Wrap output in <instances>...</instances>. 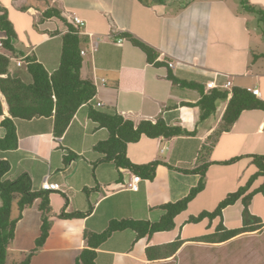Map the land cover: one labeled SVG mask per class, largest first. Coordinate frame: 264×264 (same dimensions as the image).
Listing matches in <instances>:
<instances>
[{
    "label": "crops",
    "instance_id": "crops-1",
    "mask_svg": "<svg viewBox=\"0 0 264 264\" xmlns=\"http://www.w3.org/2000/svg\"><path fill=\"white\" fill-rule=\"evenodd\" d=\"M247 1L264 11V0ZM0 7L7 9L17 33L14 51L0 45V53L15 59L11 60L9 74L27 84L33 81L26 64L29 57L36 58L49 73L60 65L63 36L68 29L58 18H43L48 8L59 9L68 23L72 17L84 21L81 31L93 36L81 35L83 48L97 43V49L84 57L82 68V77L96 84V95L80 107L64 135L55 136L53 118L15 119L18 147L0 148V160L11 163L5 179L13 181L28 173L34 191L41 190L44 180L62 187L50 195L52 228L30 264H75L86 246L85 231L103 232L112 220L158 222L164 214L160 206L186 197L201 178L196 173L170 169L165 163L193 169L204 162L236 157L243 158L229 165L208 166L204 190L176 217L174 230L140 240H136L132 230L116 232L97 249L96 264H186L184 253L189 250L190 264H231L235 243L244 241H257V252L253 255L257 253L259 261L264 258L259 253L264 251V234L256 233L264 230V192L255 195L250 205L251 213L261 220L260 230L221 243H205L194 239L214 231L220 219L188 222L201 212L213 211L229 193L246 185L258 171L253 159L247 156L264 155V110L242 112L206 156L203 146L210 143L209 137L223 123L229 99L220 101L217 111L207 118H201L202 111L197 106L203 95L221 90L227 82L231 83V93L235 87L258 89L257 98L264 101V58H254L264 54V23L259 22L256 14L247 13L241 0H163L162 4L150 6L139 0H0ZM229 17L237 25L224 26V19ZM123 33L153 47L159 52L157 61L164 64L149 63L146 54ZM16 60L25 64L18 66ZM170 71L180 81L198 87L173 83L167 77ZM209 82H214L216 88L206 90ZM2 100L4 115L10 117L3 96ZM98 103L102 106L98 107ZM91 109L117 111L135 124L162 118L168 125L191 134L173 138L142 136L138 142L130 143L127 156L133 163L164 162L156 168L153 180L141 179L138 190L133 191L128 186L136 174L118 168L113 161H101L105 155L94 149L109 138V131L90 118ZM5 116L0 117V139L7 133L1 125ZM263 182L264 178L259 177L251 190ZM65 198L68 213L88 215L60 219ZM39 204L38 199L26 208L16 225L15 239L8 252V258L14 259L11 264L22 261L35 248L42 224ZM242 212L241 200L224 209L223 225L227 229L240 227ZM18 214L14 206L13 217ZM190 225L199 226V231L204 228L205 232L194 234L193 229H188ZM178 239L183 244L172 257L152 261L147 258L148 246ZM240 247L242 251H250L248 245Z\"/></svg>",
    "mask_w": 264,
    "mask_h": 264
},
{
    "label": "trees",
    "instance_id": "trees-1",
    "mask_svg": "<svg viewBox=\"0 0 264 264\" xmlns=\"http://www.w3.org/2000/svg\"><path fill=\"white\" fill-rule=\"evenodd\" d=\"M142 4L150 6L153 3H161L163 0H139ZM243 9L250 14H256L259 22L264 23V11L250 5L247 0H241ZM43 18H58L66 26L67 32L63 36V49L60 65L56 71L49 73L44 65L34 57L28 58L27 69L32 76V83L27 84L20 78L9 74L11 59L6 54L0 53V117L4 115L2 96L8 106L10 117L4 118L1 125L6 128L7 133L0 139L2 150H13L18 147V136L15 119L33 120L37 118H53L54 134L60 138L70 126L75 114L84 104L90 102L96 95L97 88L94 81L82 77L84 57L81 55L83 49L79 28L68 23L57 8H48L43 13ZM264 36V28H263ZM134 46L141 49L151 64L160 65L157 61L159 52L153 47L137 39L130 33L122 34ZM0 40L1 46L9 51H14L13 42L17 33L13 23L9 19L6 8L0 7ZM264 58V54L254 58ZM168 79L173 83H181L185 87H198L197 84L180 81L170 71ZM229 91L214 89L209 94L203 95L197 106L201 108V118H207L217 111L220 101L228 100L224 111L221 126L209 137L210 143L203 146L205 155L209 156L219 137L229 132L237 122L242 112L246 110H264V101L258 99L247 89L235 87L232 89L231 97ZM192 106L191 104H187ZM90 118L97 122L100 127L109 131V138L99 142L94 149L105 155L101 161H113L120 169L130 170L141 179L153 180L156 175V168L164 164L155 161L149 164L138 165L133 163L127 156V148L130 143L138 142L142 136L150 138H173L179 135H188V132L181 127L170 126L162 118L156 122L142 121L135 124L133 121L124 118L117 111L102 112L91 109ZM253 159L258 171L249 179L246 185L235 192L229 193L213 211H204L197 216H192L189 223L197 224L205 219L213 221L220 219L216 229L204 236L194 239L198 242L221 243L246 232H254L262 228L259 217L250 211V205L255 195L264 192L263 184L251 190L252 184L259 178H264V155H248ZM243 157H236L229 161L206 163L193 169H180L166 164L170 169L184 173H196L201 176L196 187L192 188L189 194L176 202H170L160 206L164 214L158 222L147 220H112L107 228L100 233L85 231V248L77 257L75 264H96L97 249L106 242L112 234L125 230H132L136 233V240L151 237L158 232H169L175 228V219L182 212L187 210L191 201L204 190L206 170L211 164L229 165L237 162ZM203 160V159H202ZM11 170V163L8 160H0V264H7L9 247L15 239L16 225L21 219L23 211L32 206L36 200H40L39 210L41 212L40 235L35 241V248L17 264H30L32 257L45 244L52 228V206L50 195L55 191L33 190V181L28 173H24L17 179L10 181L5 179ZM88 192V190H87ZM241 200L243 205L242 225L234 229H227L223 225V211L229 206ZM14 206L18 208V216L13 217ZM68 199L65 198V205L58 215L60 219L85 218L88 213L67 212ZM183 241L162 245L148 246L146 248L147 258L161 260L172 257L182 246Z\"/></svg>",
    "mask_w": 264,
    "mask_h": 264
},
{
    "label": "rangeland",
    "instance_id": "rangeland-1",
    "mask_svg": "<svg viewBox=\"0 0 264 264\" xmlns=\"http://www.w3.org/2000/svg\"><path fill=\"white\" fill-rule=\"evenodd\" d=\"M216 24H218L217 21H216ZM222 24L224 26L225 25L226 26H233V25H237V22L235 21V19H232V18L229 17V18H225ZM197 228H199V226L190 225L188 229H193V233L194 234H197L198 232H202V233L205 232L204 231V228H200L201 231H199ZM256 233L264 234V230H261V232L260 231H257ZM235 244L237 245L233 249L234 250V255L233 256H235V257L234 258H231V261L233 260V263H231V264H264V261H263L264 258H262L259 261V256H257V253H256V256L253 255L255 252H257V250L255 248L256 246L258 247L257 241L236 242ZM244 245H248V248L250 249V251L249 250L242 251L240 246H244ZM259 246H261V243H259ZM186 249H188V248H186ZM189 252H190V250L189 251H185V253H184V256H185L184 257V260H187L186 261L187 262L186 264H190V262H191V261H189V258L187 257V255L189 254ZM263 252L264 251H262V252L259 251V253L262 254V257H264ZM12 260H14V259H12L11 256H9V258L7 260V264H11ZM190 260H192V259H190ZM220 260H222V258Z\"/></svg>",
    "mask_w": 264,
    "mask_h": 264
},
{
    "label": "built area",
    "instance_id": "built-area-1",
    "mask_svg": "<svg viewBox=\"0 0 264 264\" xmlns=\"http://www.w3.org/2000/svg\"><path fill=\"white\" fill-rule=\"evenodd\" d=\"M70 23L75 25L77 28H79V31H80V35H83V34H86L88 35L89 37H92L93 35L90 34V33H83L81 31V28L85 26V23L84 21H82L81 19L77 18V17H72L70 18ZM120 42V41H119ZM1 45V44H0ZM97 49V43H92L90 45V47L88 48H83L81 50V55L83 57H85L88 53H92L94 52L95 50ZM12 61H14L15 59L14 58H10ZM16 63L18 66H22L23 64H25V62H23V60H19L17 61L16 60ZM26 64H28L26 62ZM170 67H172V63L169 64ZM231 86V83L230 82H227L225 85H223L221 88L223 90H230V87ZM216 88V85L214 82H209L207 83L206 85V90H212ZM252 94H254L256 97H259L260 96V93H259V90L258 89H251L249 90ZM230 93H231V90H230ZM102 104L101 103H98V107H101ZM141 181V178L138 176V175H134L132 177V181L129 183V189L133 190V191H137L138 190V184L139 182ZM41 188L43 190H48V191H60L62 190V187L61 185H59L58 183H53V182H50L48 180H44L42 182V185H41Z\"/></svg>",
    "mask_w": 264,
    "mask_h": 264
}]
</instances>
